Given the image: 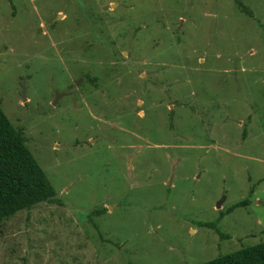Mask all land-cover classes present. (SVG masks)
<instances>
[{"label": "rangeland", "instance_id": "374dc122", "mask_svg": "<svg viewBox=\"0 0 264 264\" xmlns=\"http://www.w3.org/2000/svg\"><path fill=\"white\" fill-rule=\"evenodd\" d=\"M0 107L55 190L0 222V264L264 240V0H0Z\"/></svg>", "mask_w": 264, "mask_h": 264}, {"label": "trees", "instance_id": "16d2710c", "mask_svg": "<svg viewBox=\"0 0 264 264\" xmlns=\"http://www.w3.org/2000/svg\"><path fill=\"white\" fill-rule=\"evenodd\" d=\"M237 4L242 7L238 1ZM242 9L251 16L248 9ZM87 78L93 80L88 76ZM251 192L252 190L248 193ZM54 196L55 190L27 148L24 136L12 125L0 107V222L19 210L29 209L40 202H50ZM247 203L246 198L235 202L219 212L215 221L199 225L210 227L219 236H224L217 229L218 220L234 207L245 206ZM103 211L104 207L93 209L89 215ZM197 264H264V240Z\"/></svg>", "mask_w": 264, "mask_h": 264}, {"label": "water", "instance_id": "95a60500", "mask_svg": "<svg viewBox=\"0 0 264 264\" xmlns=\"http://www.w3.org/2000/svg\"><path fill=\"white\" fill-rule=\"evenodd\" d=\"M222 199H223V197L216 202V204H215L216 208H218L220 206Z\"/></svg>", "mask_w": 264, "mask_h": 264}]
</instances>
